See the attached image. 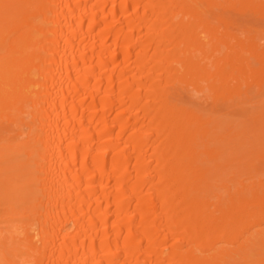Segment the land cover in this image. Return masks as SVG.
<instances>
[{"label":"bare ground","instance_id":"1","mask_svg":"<svg viewBox=\"0 0 264 264\" xmlns=\"http://www.w3.org/2000/svg\"><path fill=\"white\" fill-rule=\"evenodd\" d=\"M0 264H264V0H0Z\"/></svg>","mask_w":264,"mask_h":264},{"label":"rangeland","instance_id":"2","mask_svg":"<svg viewBox=\"0 0 264 264\" xmlns=\"http://www.w3.org/2000/svg\"><path fill=\"white\" fill-rule=\"evenodd\" d=\"M246 87V86H245ZM244 88V87H243ZM245 89H248V87H246V88H244V90L243 91H246V92H248V91H250V93L252 94V93H254V89H255V86L254 85H251V87L248 89V90H245ZM249 93V92H248ZM249 93V94H250ZM250 94V95H251ZM1 263H3V262H1Z\"/></svg>","mask_w":264,"mask_h":264}]
</instances>
